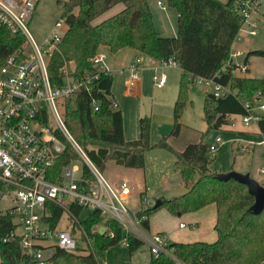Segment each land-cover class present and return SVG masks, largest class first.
<instances>
[{
    "label": "trees",
    "instance_id": "16d2710c",
    "mask_svg": "<svg viewBox=\"0 0 264 264\" xmlns=\"http://www.w3.org/2000/svg\"><path fill=\"white\" fill-rule=\"evenodd\" d=\"M150 0H56L62 9L67 30L54 51L50 74L55 78L65 62L76 64V74H98L96 85L90 90L80 91L69 99L65 110L66 124L92 161L104 170L109 161L126 168L144 169L146 153L155 148L165 149L175 155V168L187 188L184 194L173 198L161 197L158 208H141L136 212L144 227L150 228L149 217L161 207L171 214L194 212L209 204L217 208L214 242H172L174 251L187 264H264V210L258 214L249 212L255 198L245 184L234 179L220 181L209 168L215 153L212 144L199 142L177 150L171 138L181 134V117L189 100V89L198 77L213 78L219 83L229 84L235 91L226 97L216 98L206 92L204 116L208 130L232 125L234 117L248 114L245 105L262 99L264 78L235 75L236 65H228L234 41L242 27L243 16L238 11L244 0H166L178 14L177 35L162 36L154 27ZM123 3L118 13L99 23L94 20L113 6ZM24 38L6 29H0V69L7 57L23 47ZM118 53L124 48H133L137 57L148 55L162 64L176 61L182 69L181 83L174 105L173 128L168 136L152 144L150 118L140 119V137L127 140L124 116L112 93L113 74L99 71L92 61L102 48ZM251 54L264 56L260 49L250 50L244 61L248 65ZM249 71V69H248ZM93 99H98L99 109ZM256 115V112L252 113ZM260 134L264 138V114L257 119ZM78 154L67 144L65 152L55 165L62 167L77 158ZM96 213L83 220L88 235V253L56 249L47 264H143L120 260L117 245L125 235L120 223L104 219ZM102 223L106 230L101 233ZM12 227V215H0V234ZM73 230L78 232V227ZM112 234H114L112 236ZM130 254L144 243L130 234ZM25 254L19 240L10 243L0 241L2 264H21ZM145 264H175L167 255L155 257Z\"/></svg>",
    "mask_w": 264,
    "mask_h": 264
},
{
    "label": "built area",
    "instance_id": "2783aa9c",
    "mask_svg": "<svg viewBox=\"0 0 264 264\" xmlns=\"http://www.w3.org/2000/svg\"><path fill=\"white\" fill-rule=\"evenodd\" d=\"M39 2L0 0V29L24 38L22 49L7 57L0 69V215H12V227L0 234V241H20L25 254L21 264H47L58 248L85 250L82 244L88 248V235L82 221L94 212L102 221L109 218L122 225L125 232L122 241L127 246L128 236L133 234L149 247L153 256L167 255L175 264H187L177 257L168 234L147 231L137 211L127 208L125 200L132 192L129 182L124 180L117 190L69 130L65 121L68 100L84 89H92L99 75H77L76 64L65 62L52 78L49 66L65 34H60L59 30L66 23L64 18L58 20L49 36L41 44L37 43L28 24ZM263 4L264 0L240 2L238 11L244 23L234 42L242 40L244 34L249 37L258 34V20L253 16ZM244 54L233 48L231 59L222 72L234 64L237 77H248V65L236 61ZM107 57L100 49L92 61L99 71L109 74L112 71ZM140 62L141 58L136 57L129 65L126 88L130 92L140 81ZM169 65L179 66L174 60ZM166 80L165 74L154 76L158 88H162ZM196 83L216 98L235 92L231 85L213 78L198 77ZM259 101L257 98L245 105L248 114L243 116V121L246 124L264 113V104ZM93 103L99 109L98 99H93ZM67 144L78 157L57 172L56 162ZM211 150L216 153L217 147L212 145ZM261 173L264 174V169ZM144 200L148 201L147 196ZM74 226L78 227V232L73 230Z\"/></svg>",
    "mask_w": 264,
    "mask_h": 264
},
{
    "label": "rangeland",
    "instance_id": "374dc122",
    "mask_svg": "<svg viewBox=\"0 0 264 264\" xmlns=\"http://www.w3.org/2000/svg\"><path fill=\"white\" fill-rule=\"evenodd\" d=\"M158 1L162 3L160 4ZM123 8V3L113 6L97 17L94 23L103 21ZM149 10L152 13L153 25L162 36L173 37L177 35L178 14L176 9L170 7L166 0H150ZM62 12L56 0H40L34 17L28 24V28L37 43L41 44L49 36L56 22L61 19ZM253 18L258 20V34L251 37L244 34L242 40L234 44V50L238 48L245 50L244 56L236 58V61L240 63H244L251 48L264 51V4L260 11L254 14ZM66 29L67 26L64 25L59 30L60 34H64ZM248 62L252 68V73L257 77L264 78V56L251 54ZM165 69L168 70L169 74L172 70L180 71V68L172 66H167ZM153 72L154 70L148 68L140 70L143 88L141 97L136 94V91L130 92L126 88V82L129 79L128 71L114 72L112 91L115 100L119 104V109L123 112L125 133L126 138H129L128 140H136L140 137V119L144 117L150 118L152 144L159 142L163 136H168L173 128V111L164 112L160 108V105L169 98L165 99L166 96L164 94L162 96L157 90L159 88H155ZM205 98L206 89L201 84L196 83L190 86L189 100L181 117L183 128L178 137L171 138V143L177 150H184L189 144L203 139L204 142L217 147L215 156L209 165L212 172L219 174L234 170L249 173L251 177L263 185L264 174L261 173V170L264 169V144L259 145L256 143L257 140L262 138L259 130L254 132L257 129V120H252L249 124H246L243 121V115H237L234 117L232 125H224L219 129L208 130V123L204 116ZM258 103L264 104V96ZM243 130L250 131L252 133L251 137L255 141L253 145L249 144L248 150L244 149L245 144L242 145L243 143L232 139L238 137ZM175 159L172 152L155 148L153 152L146 156L145 169L126 168L117 165L114 161H109L102 172L117 190H120V185L124 180L129 182L132 192L125 200V205L131 212H136L143 207H153L161 197L173 198L187 191L182 183L179 171L174 166ZM80 165L82 166V164ZM147 188H149L147 193L143 194ZM145 196H147L148 201L144 200ZM184 214H171L166 208L161 207L150 215V228L145 227V229L153 232L155 230L152 228L155 225L171 228L174 223L179 224L180 220H185L182 217ZM185 222L188 221L185 220ZM62 226L60 225V227ZM188 229H190L189 225ZM170 240L172 241L171 238ZM82 245L85 250H78V252L87 254V245ZM116 248L120 260L123 261L145 264L151 259L152 254L146 244L133 254H130L124 241H121Z\"/></svg>",
    "mask_w": 264,
    "mask_h": 264
},
{
    "label": "crops",
    "instance_id": "0c3cea01",
    "mask_svg": "<svg viewBox=\"0 0 264 264\" xmlns=\"http://www.w3.org/2000/svg\"><path fill=\"white\" fill-rule=\"evenodd\" d=\"M159 2L160 1H158V3ZM102 49L107 53V56H108L107 64L110 67L113 75H114V72L116 71H121V72L128 71L129 72V65L137 57V54H138L137 51L133 48H124L118 53H112L106 47ZM255 49L256 48H251L250 50H255ZM238 50H242V49L238 48ZM242 51L245 52V50H242ZM142 56L144 57H141L140 70L144 68H148L150 70H154L153 72L154 76L161 75V74H165L167 76V80L164 83V86L162 88L157 89L158 87L156 88V85H155V88L162 94V96L163 94L166 96L165 99L169 98L167 101H165L164 103L160 105L161 111L172 112L174 110V105H175V102L178 96V90H179V86L181 83V77H182V69L176 65L162 64L157 59L151 56H148V55H142ZM237 63H240V62L237 61ZM167 66L178 67L180 68V71L172 70L170 71V74H169L168 70L165 69V67ZM248 69H249L248 77L249 76L257 77L252 73V68L250 67L249 62H248ZM129 75H130V72H129ZM135 88L136 89H134V91H136V94L139 97H141L142 91H143L142 77L140 78V81L138 82ZM256 128L257 129L256 131L254 130V132H257V130H259L258 124ZM124 129H125V123H124ZM251 134L252 133L250 131L243 130L242 132L239 133L238 137H234L232 139H235L239 141L240 143H243L242 145L245 144L244 149L248 150L250 147L249 144L253 145L255 142L252 139ZM125 137H126V133H125ZM126 139L128 140L129 138H126ZM256 143H258L259 145L264 144L263 136L262 138L257 140ZM153 151L154 149L148 151L146 153V156L147 154ZM131 169H136V168H131ZM182 217L188 221L187 222L188 224L185 222V220L184 221L180 220L179 224L174 223V225H172L171 228H168V227L165 228L159 225L158 226L155 225L153 226L152 229L155 230L156 232H164L168 234L169 237L172 239V242H195V241L214 242L217 239V233L215 230V224L217 220V208L215 204H209L205 206L204 208L194 211V212H187ZM182 223H184L186 226L181 227ZM188 225L190 226V229H188Z\"/></svg>",
    "mask_w": 264,
    "mask_h": 264
},
{
    "label": "water",
    "instance_id": "95a60500",
    "mask_svg": "<svg viewBox=\"0 0 264 264\" xmlns=\"http://www.w3.org/2000/svg\"><path fill=\"white\" fill-rule=\"evenodd\" d=\"M217 179L220 181H228L234 179L235 181L245 184L248 187L249 193L254 196L255 202L249 208V212L255 215L260 214L264 210V185L260 184L256 179L251 177L249 173H241L238 171H230L226 173L217 174ZM162 200L159 199L155 203L154 207L158 208L161 206ZM101 233L105 231L102 226L100 229Z\"/></svg>",
    "mask_w": 264,
    "mask_h": 264
}]
</instances>
